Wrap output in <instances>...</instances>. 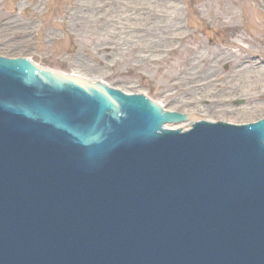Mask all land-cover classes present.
I'll return each instance as SVG.
<instances>
[{
  "label": "water",
  "instance_id": "obj_1",
  "mask_svg": "<svg viewBox=\"0 0 264 264\" xmlns=\"http://www.w3.org/2000/svg\"><path fill=\"white\" fill-rule=\"evenodd\" d=\"M7 57L0 264H264L263 117L169 129L185 110Z\"/></svg>",
  "mask_w": 264,
  "mask_h": 264
},
{
  "label": "rangeland",
  "instance_id": "obj_2",
  "mask_svg": "<svg viewBox=\"0 0 264 264\" xmlns=\"http://www.w3.org/2000/svg\"><path fill=\"white\" fill-rule=\"evenodd\" d=\"M139 15L164 31L134 37ZM174 21L180 34L149 54ZM0 55L143 91L193 120L264 117V0H0Z\"/></svg>",
  "mask_w": 264,
  "mask_h": 264
},
{
  "label": "bare ground",
  "instance_id": "obj_3",
  "mask_svg": "<svg viewBox=\"0 0 264 264\" xmlns=\"http://www.w3.org/2000/svg\"><path fill=\"white\" fill-rule=\"evenodd\" d=\"M100 2L103 4V6H105V0H100ZM142 18V22H140V24L143 26V23L145 22L146 24H144L143 27L141 28H137L135 27L133 29V33L132 35L134 37H139L141 36V34H146V35H153L156 34L158 32L164 31L165 27H161L160 21H154L152 18H148L147 16H141L139 15L137 20ZM123 32H126V30H123ZM141 32V33H140ZM179 28H178V24L174 21L171 25L170 28V32L165 33L164 34V38H158L157 40L152 41L151 45L147 47L146 51L149 54H153L156 51L162 50V48H164L165 46H167L168 44H170L172 42V38H174V36L179 35ZM182 101H179L182 104L185 105H190L193 103V100H191V98H180ZM165 109H169V108H165ZM176 108H173L171 110H175ZM184 112V110H182ZM186 112L188 110H185ZM190 119H197V114L195 112H187ZM252 120V119H251Z\"/></svg>",
  "mask_w": 264,
  "mask_h": 264
}]
</instances>
